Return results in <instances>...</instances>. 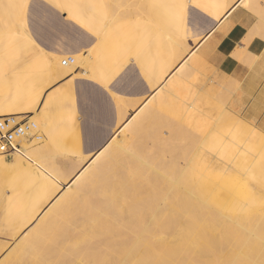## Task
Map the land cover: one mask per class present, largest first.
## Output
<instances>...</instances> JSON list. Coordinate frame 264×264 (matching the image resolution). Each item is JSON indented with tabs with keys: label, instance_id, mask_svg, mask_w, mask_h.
Returning a JSON list of instances; mask_svg holds the SVG:
<instances>
[{
	"label": "bare ground",
	"instance_id": "1",
	"mask_svg": "<svg viewBox=\"0 0 264 264\" xmlns=\"http://www.w3.org/2000/svg\"><path fill=\"white\" fill-rule=\"evenodd\" d=\"M20 1H24L25 5L28 3V0ZM234 1H229L230 8L233 7ZM252 1L255 2V8L258 2L257 0ZM11 2L13 1L9 0V3ZM107 2L109 1L107 0ZM241 2H243L244 7L246 6V10H248V5L252 9L253 5H251L249 0ZM263 4L262 2L261 7ZM114 6L117 5H113V10H117L119 7L116 8ZM261 7L259 8L260 10L264 8ZM15 8L16 10L19 9V11L22 9L18 3ZM259 9L258 11H260ZM230 11L231 9L227 14ZM23 13L25 15L26 10ZM261 13L264 12L262 11ZM257 14L259 13L257 12ZM113 16L121 19L124 17V13L120 11L117 16ZM24 24L26 25L25 22ZM262 24L264 27V23ZM256 27V31H258L259 28L258 26ZM260 27L264 30L262 26ZM178 31L179 36H181L180 33L183 30L180 28ZM248 31L250 32V30ZM248 33L246 34L249 35ZM132 35L134 36L135 33L133 34L131 31L127 33V43L130 37H133ZM210 36L212 37V35ZM252 36L254 35L252 34ZM114 41L113 39L110 43V47L112 46L113 48L109 49L108 45L105 50H100L97 59H89L88 56L83 55L73 56L77 65L63 67L62 63L58 64L60 75L68 74V71L73 67L77 66L81 68L85 64L84 74H79L75 78L88 77V74L90 72L94 73L95 70L98 71L97 74L100 77L101 68L98 67L99 61L105 60L106 57H109L116 51L114 48L118 43ZM207 42L209 41L207 40ZM244 43L246 42L244 41ZM176 45L175 64L179 63V65L171 72L170 76H172L168 78L170 81L163 89V92L167 94L172 93L173 86L176 83L180 84L191 78L195 70L201 72L200 70L206 67L204 63L207 62L203 52L197 53V49L186 55L188 49L191 48L186 43H183V41L176 42ZM239 51L236 52L238 58L241 55V50ZM255 58L257 59V57ZM48 59L46 58L47 64H49ZM256 59H254L255 61L252 60L253 64H255ZM240 61H242V55ZM94 63H97V69L93 66ZM250 68L252 69L253 67ZM89 77L92 79L91 75ZM53 81L54 79L49 81V84L51 85ZM158 83V81H155L151 84L152 89ZM234 84H236V87L240 85L238 81ZM237 84L239 85L237 86ZM199 95L196 98L201 97L202 94ZM228 98L230 97L228 96ZM40 99L34 107H31L32 109L30 108V111L34 112V115L30 119L37 121L39 125L42 123L37 113ZM121 99H127V97L121 96ZM141 99L134 102L132 101L133 99L131 100L133 109H136L141 104ZM166 100L168 99L162 97V92L158 93V95H152L124 123L126 114L121 113L119 119L122 121L118 125L123 123L120 133L123 131L125 141L122 143L116 142V138L114 137L101 152L93 156L92 160L70 183L66 191L57 195L40 217L37 218V213L34 211L28 213L26 216L19 215V210L25 205V201L20 196V192L17 191L20 185H16L14 198L9 200L7 208L8 222H18L20 230L28 228L29 225L30 227L8 251L3 253L4 255L0 257V264H212L211 260H215L214 264H264V202L262 197L256 199L253 208L258 212L251 217H234L229 213L227 215V211L223 213L221 210H225L224 208L229 207L228 205L226 206L225 204V207H223L224 205L220 206L219 209L217 205L215 206L212 202H209L214 194L211 192L215 183L213 168L217 166L219 170L227 172V170L229 171L233 168L234 165L232 164H234L235 159L239 161L245 158L251 162L250 166L252 165V168L244 176L254 180V176L256 175L252 169L259 155H245L244 150L249 149L251 143L249 145L248 143H243L244 145H248H245L247 148L244 149L243 145L241 146L235 140L237 135L232 136L233 133L230 132L232 128H230L226 134L231 133L229 136L231 135L232 137L226 136L219 142L218 147V144L213 143L216 140H211L212 135L209 136V133H207L206 135L211 137V139L209 137L207 140L205 138L202 139L203 141L200 143L201 147L196 153L194 151L195 154L186 155L187 153L185 152L186 154L182 153L184 155L182 157L180 152L182 147L179 149L177 141L180 136L185 140H189L190 137L184 134L182 130L183 125L190 126L191 130L193 129L196 132L201 131L208 124L205 118H203L204 114L200 110L199 105L201 104L195 105L188 101L177 106V111L174 110L176 114L173 112L174 114L169 116H172L174 119L178 117L177 123L164 122L166 129H168V136L160 133L163 136L161 135L157 139L153 138L154 140L152 141L139 140L138 136L140 135L141 126L145 125L143 123L146 119L145 117L150 116L156 108L165 104ZM174 115L175 117H173ZM236 118L234 117V119ZM21 119L22 117L18 116V121H21ZM229 123L231 122L228 121ZM233 124H236V122ZM228 126H231V124ZM146 127L148 128V125ZM148 130L150 132L152 128L150 129L149 127ZM156 132L154 133L158 134ZM220 134H218V138L224 135V133ZM238 137L240 138V136ZM208 139H210V142L213 141V144L211 143L213 147L209 145ZM215 139H217V135ZM241 139L240 141L243 142ZM188 140L185 142L187 143ZM253 141L252 143L254 144ZM181 142L183 143L182 140ZM197 142L199 144L200 141L197 139ZM17 143L21 145L19 153L8 154L6 159L0 157L1 165L7 173L11 169L22 170L28 166V158L41 160L47 153V149L45 150L46 144L31 143L29 137L22 141L18 140ZM214 145L217 149L214 148ZM207 146L215 150L211 149L210 151L206 148ZM115 148L117 149L116 155L112 153L114 156L112 159H108L106 157L107 154H110L112 150V152H115ZM229 149H231L233 161L229 159ZM258 152L255 153L258 154ZM197 156L202 158L199 166L198 164L196 165ZM52 159L55 160L54 158ZM28 168L30 167L28 166ZM42 177L45 178L44 181L48 185V193H45V202L48 203L54 197L59 187L56 186V182L47 174L43 173ZM64 183H67V181ZM215 187L217 186L215 185ZM221 203L223 204L224 202ZM247 207H249L248 204L241 200L240 203H237L233 207L234 209L228 210H232L236 214L238 212L244 214L250 211ZM200 210L211 213L213 218L216 221L219 220L220 223L217 224L216 221L211 222L210 226L213 231L204 232L197 236L193 230L187 227V220L191 218L195 219L201 212ZM17 234L14 235V238L18 237ZM217 234L227 235L229 237L227 242L220 244L214 241L217 239ZM183 242H188L192 246L189 247L190 250H187L181 257H178L179 250L176 247L180 248ZM5 249L6 247L0 245V255ZM167 252L168 255H166ZM208 252H211V255Z\"/></svg>",
	"mask_w": 264,
	"mask_h": 264
},
{
	"label": "crops",
	"instance_id": "2",
	"mask_svg": "<svg viewBox=\"0 0 264 264\" xmlns=\"http://www.w3.org/2000/svg\"><path fill=\"white\" fill-rule=\"evenodd\" d=\"M108 1L31 0L27 5H25L24 1H20L18 4L21 5L22 9L20 11L19 9L15 10L16 13L10 11L11 9L6 11V13L5 9L2 11L0 7V86L2 85V80L6 81V79L10 81L9 84L11 85L9 96L1 97L0 94V118L5 117V115L20 116L26 113H31L29 116L32 117L34 112L30 111L31 107H34L41 98L37 113L42 125L45 127L52 124L49 116L51 108L59 102L58 100L63 91L71 88L74 97L78 101V120L80 129L83 132L85 146H87V140L92 137V132L90 131L110 130L116 127L115 109L110 105L107 90L102 85L100 86L89 79L75 78L79 74H84L85 69L81 73L62 74L61 76L58 66L59 59L65 56L72 55L77 57L81 56L82 53L84 54L83 56H87L89 50L96 49L99 44H97L94 37L95 35L97 36L102 27L107 32V25L104 24L106 19L111 15L117 16L120 11L124 13L123 9L131 3V0ZM157 1L163 9L162 12L166 14V20L177 29L178 39L175 42L183 41V43L187 44L184 39L190 31L186 22L188 12L186 0ZM188 1L196 6L197 11L200 12L201 10L212 20H207L209 22V24L207 23V29L195 49H197V53L203 52L205 59L209 60L212 68L215 69L219 80V88L226 93V97H230L227 98L229 112L264 134V30L260 27H263L262 23H264V17H262L264 13H261L262 11L264 12V8L261 9L262 11L259 9L264 0H257L258 5L255 8V2L249 0V2L252 1L251 5L253 7L251 9L250 5H248V10L241 2L243 0H235L231 8L229 3L223 5L224 3L219 0H212V2L209 0ZM114 4L117 5L114 6L116 8L119 6L117 10H113ZM9 5L13 6L14 3L11 2ZM262 7H264V4ZM230 9L231 11L227 14ZM25 10L26 13L23 15ZM8 15L11 19H8ZM1 17L6 19L2 21ZM257 17L259 18L257 19ZM260 19L262 20L260 21ZM54 21L57 24L56 27H53ZM140 26V30H145L146 26L144 23L140 24ZM256 26L259 28L258 31H256ZM180 28L183 30L180 33L181 36H179L178 31ZM70 37L75 39H70ZM164 37H168V35H164ZM102 39L104 38L102 37ZM105 39L107 41L104 40L105 44L101 50H105L108 45L109 49L113 48L112 46L110 47L113 39L118 43L114 48L116 51L106 57L105 60H100V64H98V67L101 68V78L106 81V84H110L118 74V71L126 66V63L123 62L125 48L123 43H120L124 40V37L116 34L114 37L112 35L109 37L105 36ZM128 44L132 55L140 63L145 76L151 84L155 81L159 82L153 89L151 85V91L147 90V92H150V97L163 92L164 87L170 81L168 78L172 76H170L171 72L177 65L175 64V51L166 52L164 42L161 41L159 58L155 56V48L153 49L152 57L146 56L147 43L141 33L138 37L134 35L130 38ZM239 50H241L242 61H240L241 55L238 58V54H236L237 51L240 52ZM248 53L252 55L250 56ZM46 58L49 64L46 63ZM254 59H256L255 64H253ZM10 64L11 67L7 71L5 78L2 75V70L10 66ZM250 67L253 68L251 69ZM129 71V67L123 70L121 76L123 81ZM136 72L138 79L142 80L141 70L138 68ZM50 79H54L51 85L49 84ZM234 79L235 82L238 81L240 85L237 84V86L239 85L240 87L235 86ZM162 83L164 84L160 87ZM232 85L233 87L231 88ZM184 86L188 88L186 81L180 84L176 83L173 86V90L179 91ZM124 94H128V92H124ZM227 94L229 95L227 96ZM113 95L124 96L117 93H113ZM82 97H94L96 101L90 102L91 108L86 110L79 101ZM99 98H102V103H100ZM110 135V132L105 133L103 139L99 141V145L106 143ZM87 157H91V154L87 155Z\"/></svg>",
	"mask_w": 264,
	"mask_h": 264
},
{
	"label": "rangeland",
	"instance_id": "3",
	"mask_svg": "<svg viewBox=\"0 0 264 264\" xmlns=\"http://www.w3.org/2000/svg\"><path fill=\"white\" fill-rule=\"evenodd\" d=\"M11 1L14 2L13 6L9 5V0H0V7L2 8V11L5 9L6 12L11 9L10 11L15 13L16 10L15 7L17 6V3L20 2V0H11ZM30 1L31 0H28V3ZM209 1L212 2V0ZM219 1H221L222 3H224L223 5H225L229 3V1L231 0H219ZM186 2L188 3L186 22L188 24V29L190 32L184 40L187 42V46L191 48L188 49V52L186 53L187 55L192 51H194V49L198 46L201 40V36L207 29V23L209 24V22L207 21L209 18L200 9H198L200 10V12L197 11L196 10L197 8L193 3H190L188 0H186ZM162 10L163 9L159 6L157 0H131L129 6H126L123 9L124 11L123 18L117 19L114 16H110L109 18L106 19V21L104 20L105 21L104 24L107 25V32H105L102 27L101 31L97 33V36L96 35L95 37L93 36L97 41V44L99 45L96 49L88 51L87 56L89 59L90 58L97 59L98 52L102 49V46L105 44L104 42L107 41V39H105V36L109 37L110 35H112L114 37L116 34H119L122 37H124V40L121 41L120 43H123L125 48L123 62L126 63V66L122 70L118 71V74L110 84H106V81H103V78H101V76L98 77L97 70H95L94 73L90 72V74H88V77L91 75L92 79L94 76L93 80L90 79V77L89 78L84 76L81 77L96 82L100 86L102 85L107 90L109 94L108 100L110 102L111 107L115 109V118L117 119L116 127L114 129H110V130L102 129V130L90 131L92 132V137H90V139L87 140V146H85L83 139V132L80 129V123L78 120L79 119L78 107H77L78 101L74 97L72 93V89L67 88L61 94L58 100L59 102L56 105H54L49 112V116H50V120H52V124L46 125L44 127L42 123L39 125L37 121L31 120L38 124V132L42 138L41 141H36V140H30V141L31 143L39 144V145L46 144L47 146V147L45 146V150L47 149L46 155L41 160L27 157L28 158L27 163L30 168H28L27 166L22 170L11 169L8 173L5 171V169L3 168L0 162V245L6 247L5 251L1 253L0 257L4 255L3 253L8 251L10 247L17 240H19L22 234L30 227L29 225L28 228L24 230H20V225L18 222H12V223L8 222L9 216L7 214V208H8L9 200L14 198V194H15L14 190H16L15 189L16 185H20V188L17 191L20 192V196L25 201V205L19 210V215L26 216L28 215V213L34 211L37 213V218H38L52 203V201L57 197V195L66 191L70 183L76 178V176L80 173V171L83 170L84 167L92 160L93 156L98 152H100L102 148H104L114 137L116 138V142L122 143L125 141L124 140L125 138L123 137V131L120 133L121 126L125 121L130 119V117L135 114V112L139 109V107L146 102V99L150 97V92H147V90L151 91V82L145 76L140 63L135 60L136 58L134 55H132L131 49L128 48L127 33L129 32L127 31L129 30L133 34L135 33L136 37H138L140 33L141 35H143V37H145V42L147 43L146 56L148 57H152L153 49L155 48L156 49L155 56L156 58H159L161 52V44H160L161 41L164 42V47L166 48V52L175 51L177 47L175 41L178 39L177 29L174 28L172 23L166 20L167 19L165 18L166 14L162 12ZM5 19H6L5 17H1L2 21H4ZM8 19H11L9 15H8ZM142 23H144L146 26L145 30H140V24ZM164 35H168V37H164ZM102 37L104 39H102ZM82 55L84 54L82 53ZM62 59H59L58 64H61ZM204 64L206 67L202 68L200 70L201 72L195 70L194 74L191 75V78L186 80V82L188 83V88L187 86H184L183 88H180L179 91L172 90V93L170 92L168 94L162 92V97L168 100H166L165 104H162L160 107H158L159 109L156 108L150 116L145 117L146 119L143 121L145 125L141 126L140 135L138 137L139 140L142 139L144 141H152L154 140L153 138L155 139L159 138V136L162 135L160 133H163V135L165 134L164 136H168L167 133L168 129H166L164 122L166 121H168L169 123L176 122L178 119L177 116L176 119L172 118V116L171 117L169 116L173 115L174 113L176 114L174 110H176L177 106H179L183 102L185 103L188 101L194 103L195 105L201 104L199 105L200 110L204 114L203 118H205V121L208 124L204 122L207 127L205 126L202 128L201 131H196V132L193 129L191 130L190 126L183 125L182 130L184 134L190 137L189 140L188 139L185 140L183 139V137L180 136L179 140L177 141L179 149H181L182 147V149L180 150L181 155L182 153L184 154L187 153L186 155L195 154L197 150H199V148L201 147L200 143L203 141L202 139L205 138V140H207V138L210 135H212V139L211 137L209 138L213 141L216 140L215 142L213 141L212 142L214 144L216 143V145L218 144L217 145L218 147L219 142L223 140L226 136L228 137L229 134H231V133L226 134L230 130V128H232L231 130H233V131L230 130V132L233 133L232 136L237 135L235 137L236 138L235 140H237L238 144H241V146L243 145L244 149L247 148V146L250 143L253 144L252 141L255 138L253 141L254 144L252 146H250L251 145L250 144L249 149L248 148L245 149L248 152L244 150L245 155H249V154H250L249 156L259 155V158H256V163L254 164L253 166L254 168L252 169V171L255 172L256 175L254 176L255 178L253 177L254 180L244 176L249 172V170H251L250 168H252V165L250 166L251 162H249L245 158L241 159L243 160L242 162L241 160L237 161L235 159L234 164H232L234 165L233 168H231L229 171L227 170V172L226 171L223 172L219 170L218 167L216 166L215 168H213V173H215V183L211 190V192H213L214 194L211 200L209 201L212 202L213 205L215 206L217 205L219 209L220 206L224 205L223 207H225V204L226 206L228 205L229 207L227 208L225 207L224 208L225 210L223 209L221 210L223 213L227 211L226 212L227 215L229 213L234 217L237 216L251 217L258 212L253 208L256 199L262 197V200L264 202V134H262L252 125L249 126V124L245 122L244 125V123H242L243 122L242 120L241 122L237 116L229 112L227 108L228 97H226V93L223 94L224 91L219 88L218 85L219 80L216 76L215 71L212 69L209 60H207V62ZM177 65H179V63ZM84 66L85 64L82 65L81 68H78L77 66H75V68L73 67L71 70L68 71V75L81 73V71L85 69ZM93 66L96 68L97 63L96 64L94 63ZM10 67L11 64L10 66L2 70L3 71L2 75H4L5 78H6V73ZM128 67L130 71L126 73L125 76L126 78L124 82L121 77L122 72ZM138 68L142 72L141 73L142 80L138 79L137 77L136 71L138 70ZM98 80L99 81L102 80V81L99 83ZM9 83L10 81L8 79H6V81L2 80L1 82L2 85L0 86L1 97L10 95L11 85ZM163 84L164 83H162L160 87H162ZM124 92H128V94H124ZM113 93L124 95L125 97H127V99H121V96L120 97L114 96ZM196 93L197 94L199 93L200 95L202 94L204 97L201 95V97L196 98L199 95V94L197 95ZM170 94L172 95L169 96ZM138 99L139 101L141 99V104L139 103L140 105H138L136 109H133L131 102L137 101ZM99 100L100 103H102V98H99ZM79 101L82 103L83 108L88 110L91 108L90 102L92 101L94 102L96 100L94 97L93 98L82 97V99H80ZM202 107L203 109H201ZM121 113H125L126 116L124 118L125 120L123 121V123L118 125L122 121L119 119ZM26 115H31V113L21 114L20 116L24 117ZM173 117H175V115ZM234 117L237 118L234 119ZM227 120L231 122L229 123L231 124V126H228L229 124ZM234 122H236V124H233ZM232 124L235 126H233ZM146 125H148V128L149 127L150 129L152 128V131L150 130V132L153 134L149 132ZM49 128H51V130H49ZM146 128L148 131L146 130ZM252 129H254L255 131ZM219 130L220 132H218ZM155 131H157L156 133L158 134H155L154 133ZM252 131L254 133L256 132V134H254ZM107 132L111 133L109 140L106 143L99 145V141L103 139V135ZM249 132L250 133L252 132L253 134L251 133L252 134L251 135ZM207 133H209L208 134L209 136L206 135ZM222 133H224V135H222ZM218 134L222 135V137H219L220 139L218 138L219 136ZM216 135H217V139H215ZM232 136L230 135L229 137ZM238 136H240V138ZM196 138L198 139V141H200L199 144L198 142L196 143L197 141ZM247 138L249 139L247 140ZM180 139L183 141V143L181 142ZM210 139H208V143L210 142ZM240 139L243 140V142H241ZM187 140L189 143L185 142ZM212 142H210L209 145L213 147ZM243 143H248V145L245 144L247 145L245 146ZM212 147L207 146L206 148L210 151L211 149L212 150L217 149L215 145H214L215 149ZM116 150H117L116 148L114 150L115 152H112L113 151L112 150L110 154H107L106 157L108 159H112V157L114 156L113 154L116 155L117 152ZM255 150H258L260 152ZM254 151L258 152V154H256ZM17 152L19 153V151H16V153ZM8 154L0 153V157L6 159ZM10 154H12V152H10ZM89 154H91V157H87V155ZM228 154H229V159L233 161L232 160L233 156H231V149L228 150ZM182 157H184V155H182ZM52 158H54L55 160H53ZM201 159H202L201 157L197 156L196 165L198 164L199 166ZM245 166L248 167L245 168ZM43 173H45V175L47 174L48 176H50L56 182V186L59 187L54 197L48 203L45 202V197H46L45 193H48V188H47L48 185L44 181L45 178L42 177ZM65 181H67V183H64ZM215 185L217 187H215ZM241 200H243L248 204L249 207H247V209L250 210L249 212L244 214L238 212L236 214L233 213L232 210H228L236 206L237 203H240ZM221 202L224 203L222 204ZM216 213L218 214V212ZM215 221L216 220L213 218V215L211 213L202 210L195 219L191 218L187 220V227L190 230H193L195 234L199 236V234L201 233L213 231L210 225L212 224L211 222H215ZM216 223L217 224L220 223L219 220L216 221ZM15 234H17L18 237L14 238ZM216 236L217 239L214 241H217L220 244L227 242L229 238L227 235L217 234ZM190 246H192V244L188 242H183L180 248L176 247L179 250L178 257H181L184 254V252L190 250L189 248ZM208 254L211 255V252H208ZM166 255H168V252L166 253ZM211 262L212 264H214L215 260H211Z\"/></svg>",
	"mask_w": 264,
	"mask_h": 264
},
{
	"label": "built area",
	"instance_id": "4",
	"mask_svg": "<svg viewBox=\"0 0 264 264\" xmlns=\"http://www.w3.org/2000/svg\"><path fill=\"white\" fill-rule=\"evenodd\" d=\"M63 66H73L76 60L72 55L66 56L61 61ZM18 121V116L7 115L0 118V153L10 154L19 151L21 145L17 143L29 137V140L41 141L38 132V125L31 121L30 116L26 115Z\"/></svg>",
	"mask_w": 264,
	"mask_h": 264
},
{
	"label": "snow or ice",
	"instance_id": "5",
	"mask_svg": "<svg viewBox=\"0 0 264 264\" xmlns=\"http://www.w3.org/2000/svg\"><path fill=\"white\" fill-rule=\"evenodd\" d=\"M57 26V24H56V22L54 21L53 22V27H56ZM70 39H75L74 37H70Z\"/></svg>",
	"mask_w": 264,
	"mask_h": 264
}]
</instances>
